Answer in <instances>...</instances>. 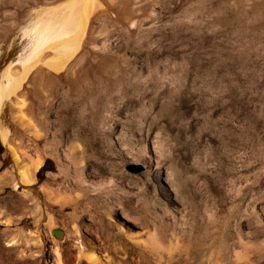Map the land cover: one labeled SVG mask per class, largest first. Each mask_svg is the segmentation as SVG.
Listing matches in <instances>:
<instances>
[{"label": "rangeland", "instance_id": "obj_1", "mask_svg": "<svg viewBox=\"0 0 264 264\" xmlns=\"http://www.w3.org/2000/svg\"><path fill=\"white\" fill-rule=\"evenodd\" d=\"M70 1L0 0V79L9 44ZM93 9L78 49L42 50L4 99L0 264H57V242L65 261L67 228L91 233L101 222L123 228L130 258L151 262L130 235L160 224L171 201L160 169L189 209L177 221L192 264L219 245L241 248L251 231L255 264H264V0H97ZM55 54L53 68L45 61Z\"/></svg>", "mask_w": 264, "mask_h": 264}, {"label": "bare ground", "instance_id": "obj_2", "mask_svg": "<svg viewBox=\"0 0 264 264\" xmlns=\"http://www.w3.org/2000/svg\"><path fill=\"white\" fill-rule=\"evenodd\" d=\"M96 3L97 0H71L69 3L67 2V5L65 4L63 8L60 7L61 10L43 14L39 19L26 26L16 41L9 44L6 55L4 56L7 62H5L6 65L2 69V79H0V111H2L0 113V117L2 116L3 122V126L0 124V131L4 141H6L9 133L6 124L7 121L4 118V99L9 97L10 94L15 93L21 87L22 81L25 79L32 61L35 60V55L41 53L42 50L50 47L60 52V55L63 56V54L67 55L69 52L78 49L80 45L79 39H81L82 35L84 36V31L88 24L90 13L94 10L93 6H95ZM27 50L30 52L28 53ZM55 56L56 54L54 57L45 61V63L54 68L53 62L61 58ZM13 62H21L23 64V70L20 72L14 71V69H12ZM22 104L23 102L20 103V105ZM25 116L26 115L23 113L18 114L19 119L22 120L23 123L28 127H32L35 134L38 136L39 132L36 129V126H34L31 119ZM12 151L14 156L18 158V152L16 153L15 149H12ZM38 159L32 161V166L30 168L22 170L21 175L24 181H33L35 173L39 170L42 164V160ZM160 173L162 175L161 179L164 181V183H166V186L162 187V190L164 191V194H166L167 197L171 199L169 204H165L163 207L162 216L160 217V224L153 223L152 228L147 230L146 235H143V237L142 235H130V237L135 240L136 245L139 246L141 251L146 250L151 254V262L145 260L139 262V260H137L135 257L130 258L126 249L127 241L124 242L122 240V238H126L127 235L123 228L116 227L113 229L111 227L101 225L103 224L101 222V224L96 225L91 233H87V231L85 234L81 232L80 228L74 225L68 227V230L66 231L68 235L72 237V239L69 240L65 246L68 257L65 259V261L61 259V246L57 242L53 248L55 254L57 255L56 263L72 264L73 262L79 261L80 259L85 260L87 264L194 263L195 256L191 251V242L183 237L184 233L183 230H181L183 229L181 228L183 226H180L182 223L177 221L180 217H184L189 210H187L183 205L182 200L180 202L178 201L180 184L178 185L176 178L172 176V173L168 172V170L160 169ZM238 191H240V189ZM55 199L56 201L66 202L67 195L64 196L59 194L55 197ZM214 202L218 207L220 205L221 199L215 198ZM169 205L172 206L169 207ZM247 209L250 216L253 217V205H248ZM206 211L209 220L214 219V217L217 215L216 209ZM49 220L53 228L54 225L52 218ZM171 222H173L176 227H174L175 229L173 230L169 229V224ZM133 225L138 227L136 224ZM63 235L64 233L59 237L61 238ZM112 239L116 240L117 244H115V248L113 247L114 249L109 252L104 248V244L111 241ZM73 240L74 244H72ZM240 241L242 244L241 248L233 246L231 250H228L219 245L217 249L214 248L212 252H210L207 258H203L201 256L199 261H197V264H255L257 262L255 255L250 250L255 245L253 232L251 231L248 240L242 241L241 238ZM88 248L93 249L89 250Z\"/></svg>", "mask_w": 264, "mask_h": 264}, {"label": "water", "instance_id": "obj_3", "mask_svg": "<svg viewBox=\"0 0 264 264\" xmlns=\"http://www.w3.org/2000/svg\"><path fill=\"white\" fill-rule=\"evenodd\" d=\"M131 169H132V171L137 172V171L142 170L143 167H142V165L139 164V165H133V166L131 167ZM55 231H57V233H58V230H55ZM58 234H60V233H58Z\"/></svg>", "mask_w": 264, "mask_h": 264}]
</instances>
